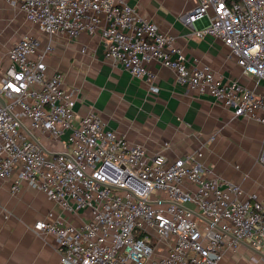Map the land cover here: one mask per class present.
Returning a JSON list of instances; mask_svg holds the SVG:
<instances>
[{
  "label": "built area",
  "instance_id": "obj_1",
  "mask_svg": "<svg viewBox=\"0 0 264 264\" xmlns=\"http://www.w3.org/2000/svg\"><path fill=\"white\" fill-rule=\"evenodd\" d=\"M4 1L50 41L42 49L25 34L0 53V179L13 191L27 183L71 214L89 213L80 224L54 212L34 223L37 234L56 238L62 264H230L228 250L264 249V195H247L213 173L201 149L173 160L150 155L99 116L79 117V88H68L47 58L54 36L102 28L106 56L154 92L155 60L179 83L262 125L264 92L223 82L208 64L190 66L175 37L126 0ZM197 1L182 20H205L194 33L222 39L243 72L264 81V0ZM259 161L264 165V139Z\"/></svg>",
  "mask_w": 264,
  "mask_h": 264
},
{
  "label": "crops",
  "instance_id": "obj_2",
  "mask_svg": "<svg viewBox=\"0 0 264 264\" xmlns=\"http://www.w3.org/2000/svg\"><path fill=\"white\" fill-rule=\"evenodd\" d=\"M126 1L142 17L175 37L174 44L184 51L190 66L208 64L219 80L240 82L264 92V81L246 75L236 58L229 56L230 49L222 39L194 33L205 20L194 24L182 20L183 14L197 6V0ZM27 32L40 40L42 49L50 41L39 28ZM52 40L49 70L62 72L68 88H79V117L99 116L106 128L125 136L131 144L144 146L150 155L164 153L173 160L201 149L202 161L213 173L238 182L247 195H264V165L259 161L264 125L248 116L236 117L214 97L179 83L173 69L155 60L149 67L156 73L154 83L159 91H152L147 80L134 77L106 56L102 28L75 38L56 35ZM56 148L63 149L64 143ZM50 212L75 224L89 216L63 210L45 192L27 183L13 191L10 180L0 179V264H62L56 238L33 229L36 220ZM226 261L264 264V249L242 245L237 252L228 250Z\"/></svg>",
  "mask_w": 264,
  "mask_h": 264
},
{
  "label": "rangeland",
  "instance_id": "obj_3",
  "mask_svg": "<svg viewBox=\"0 0 264 264\" xmlns=\"http://www.w3.org/2000/svg\"><path fill=\"white\" fill-rule=\"evenodd\" d=\"M31 28L38 30L34 23L25 20L19 10L0 1V49L27 34Z\"/></svg>",
  "mask_w": 264,
  "mask_h": 264
},
{
  "label": "water",
  "instance_id": "obj_4",
  "mask_svg": "<svg viewBox=\"0 0 264 264\" xmlns=\"http://www.w3.org/2000/svg\"><path fill=\"white\" fill-rule=\"evenodd\" d=\"M2 103H4L3 100H2Z\"/></svg>",
  "mask_w": 264,
  "mask_h": 264
}]
</instances>
